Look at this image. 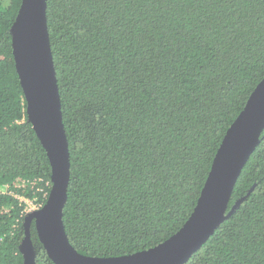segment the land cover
Masks as SVG:
<instances>
[{"label": "trees", "instance_id": "1", "mask_svg": "<svg viewBox=\"0 0 264 264\" xmlns=\"http://www.w3.org/2000/svg\"><path fill=\"white\" fill-rule=\"evenodd\" d=\"M20 3L0 0V264L23 262L18 196L43 204L37 188L51 183L12 54ZM46 15L70 152L68 238L104 257L155 246L192 213L264 77V0H47ZM244 196L184 264H264V129L227 211ZM31 237L37 264H55L34 223Z\"/></svg>", "mask_w": 264, "mask_h": 264}, {"label": "water", "instance_id": "2", "mask_svg": "<svg viewBox=\"0 0 264 264\" xmlns=\"http://www.w3.org/2000/svg\"><path fill=\"white\" fill-rule=\"evenodd\" d=\"M46 8L47 0H21L9 28L28 121L51 166V187L45 202L24 216V236L19 244L22 264H37L32 223L40 243L55 264H184L245 198L238 199L227 211L236 180L264 129V77L228 127L196 205L175 233L155 246L130 254L107 257L82 254L71 244L62 218L70 179V152Z\"/></svg>", "mask_w": 264, "mask_h": 264}, {"label": "built area", "instance_id": "3", "mask_svg": "<svg viewBox=\"0 0 264 264\" xmlns=\"http://www.w3.org/2000/svg\"><path fill=\"white\" fill-rule=\"evenodd\" d=\"M37 181H42V179H35L34 181L31 182V184L34 185ZM49 186L51 187V183L49 181H44V185L41 186V187H38L37 190L39 192H42L43 193V197H46V196H48V194H47V192L44 189H45V187H49ZM18 198L21 201H23L26 204V206L27 205H30V208L29 209H27L25 207V209H24V212L25 213L30 212L31 210L38 209V208H40L42 206V203L33 202V201H31V200H29V199H27L25 197L18 196Z\"/></svg>", "mask_w": 264, "mask_h": 264}, {"label": "rangeland", "instance_id": "4", "mask_svg": "<svg viewBox=\"0 0 264 264\" xmlns=\"http://www.w3.org/2000/svg\"><path fill=\"white\" fill-rule=\"evenodd\" d=\"M26 208L29 209V208H30V205H27ZM31 211H32V210H31Z\"/></svg>", "mask_w": 264, "mask_h": 264}, {"label": "snow or ice", "instance_id": "5", "mask_svg": "<svg viewBox=\"0 0 264 264\" xmlns=\"http://www.w3.org/2000/svg\"><path fill=\"white\" fill-rule=\"evenodd\" d=\"M86 218H87V216H86Z\"/></svg>", "mask_w": 264, "mask_h": 264}]
</instances>
